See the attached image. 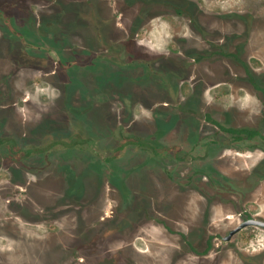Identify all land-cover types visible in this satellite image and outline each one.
I'll return each instance as SVG.
<instances>
[{
	"label": "rangeland",
	"instance_id": "rangeland-1",
	"mask_svg": "<svg viewBox=\"0 0 264 264\" xmlns=\"http://www.w3.org/2000/svg\"><path fill=\"white\" fill-rule=\"evenodd\" d=\"M199 1L209 10H235L243 6H260L264 3V0ZM8 4L0 0V8L5 12L3 14L5 16L18 11V7ZM56 5L64 6L63 10L60 9L58 17H47L45 23L39 26L37 33L35 29L31 30L34 31L33 37L40 39L37 40L38 48L44 47L39 53H44L47 48L56 47L57 41L64 39L60 45H63L61 48L65 51L63 62L66 63V67L57 66L53 54L34 58L25 49L24 60L18 66L25 68L38 66L41 69L24 71L25 74L22 72L13 78L15 75L13 63L0 60L1 69H11L5 77H8L10 82L14 79L18 86H23L25 92L20 96L16 109L12 104L9 106V110L15 112L12 121L18 127L21 121L24 122L27 118L28 124L23 126V129L18 127L21 132L19 131V137H12L16 141L14 147H10L4 140L6 131L0 126V185L8 181L9 169L14 171L19 163L26 165L33 181L45 182V184L40 182V184L28 185L26 196L46 207L61 209L67 205V202L61 201L64 192L61 190V185L54 186L49 182L52 178H45L60 171L58 160H63L64 157L67 159L69 156L72 166L82 174L85 170L99 171V167L111 166L106 157L117 156L119 159L117 158L116 162L119 168L126 166L123 170L127 171V175L122 189L116 190L109 185L110 202L112 207L118 204L119 207L122 206L118 213H123L122 221L125 227H128L125 236L113 235L105 240L109 249L113 251L116 248H124L123 251L126 252L123 255L124 262L132 257L141 264H264L263 228L247 227L227 243L222 238L246 218L245 213L264 218V178L260 179V171L256 170L257 165L264 159V148L258 141L232 144L227 134L220 133L204 119V115L208 113L225 126L253 127L264 132V97L250 83L242 65L222 59L198 64L189 62L191 70L187 68L188 73L184 74L178 73L176 66L179 63L164 60L162 55H157L150 59L156 62L154 70L165 71L169 78H161L162 75L159 76L161 73H157L158 75L151 73L150 78H146L147 76H140L142 74L134 72L127 76L124 73L122 84L121 80L106 84L104 79L99 77L102 73L100 68L102 65L97 69L91 67L97 63L96 60L113 58L116 63L128 65V69L142 70L149 62L146 60L147 56L108 51L106 45L101 44L99 40L110 36L103 29L101 32L97 29L100 24L90 23L83 11L76 13V22H72L71 15H68V12L71 13V4L67 5L65 1L59 0ZM3 15H0V21L5 22ZM79 15L83 16V19H80ZM260 15L253 42L249 46L251 60L247 63L254 70L260 85L264 86V8ZM163 20L141 30L139 35L141 43L149 44V47L150 44H155L156 48H162L166 38L186 33L184 21L167 17ZM47 21L50 22L49 26ZM29 34L27 33L26 36L32 37ZM72 41L78 44V50H74L76 51L74 53L68 47ZM168 47L174 51H179L180 48L166 46L167 49ZM13 53L16 54L14 51ZM164 61L166 64L173 63L175 67L164 66ZM111 66L117 67L112 64ZM74 67L77 71L72 70ZM117 68H119L117 71L126 70V67L121 65ZM5 77L0 78V84L3 83L0 95L8 102L9 99L6 97H11L13 100L11 94L13 89L6 84ZM162 79L171 80L169 84L175 88L180 87L181 91L188 86L189 89L193 87L196 93L174 94L165 83L162 86L166 90L163 95H159L158 88L154 84ZM72 87L77 91L72 94V99H69L67 91ZM148 87L151 92H155L154 94L150 92L152 96H162L161 101L168 103L170 107V110L166 111L168 114L173 113L170 111L180 112L171 109L190 96L187 100L188 107L180 112L183 116L180 117L182 120L169 132L168 137H163L159 141L160 143L153 137L155 132L153 110L143 99L136 104V98L131 93L132 90L144 91L143 88ZM68 101L74 106L86 103L88 109H84L85 112L83 111L79 117H72L67 111ZM197 102H199L197 108L192 109ZM185 112L188 115V133L194 130L198 121L201 123L202 131L198 135L188 136L194 137L195 142L185 137L187 128ZM52 115L61 117L60 121L64 125L62 129L66 137H55L51 127L46 126L52 120ZM190 116L194 117L195 121ZM41 117L44 119L43 123L40 122ZM38 118H41L40 121L37 120ZM29 121H33V124L30 125ZM38 121L42 124L38 127L33 126ZM74 121L78 124L75 129L73 124L71 125ZM28 134L37 135L28 137ZM140 134H144L145 137L142 138L150 143L161 144L162 147L157 150L161 155H157L150 147H137L129 143L130 139H133L129 137L135 138ZM60 135L62 136L63 133L60 132ZM203 137L213 138L218 142L219 144H214V147L218 148L219 152H208ZM58 139L64 141L57 144L55 141ZM37 148L40 152L34 153L33 156H42V160L29 157L28 165L24 160L22 162L18 160L16 163V158L9 159L4 153L7 149L24 152ZM200 170L207 172L215 170L219 174L206 173L200 177L195 176L199 175ZM47 172L50 173L46 174ZM93 173L89 174L90 181H99L98 174ZM191 176L195 177V183L200 188L202 196L197 193L184 196L180 193V189L184 188L178 185L184 187L187 182L183 179ZM86 188L77 191L74 196L88 200L90 204L101 201V189L93 185ZM168 192L172 195V201L166 198ZM1 198L2 195H0V224L6 225L11 221L9 229L13 232L7 235L9 229L0 227V256L3 261L11 264L35 261L32 257H26L25 253L19 252L23 249L20 246L22 240L20 237H23L21 231L38 232L44 237L43 245L36 246L38 249L53 243L56 238L52 235H56L58 228L53 227L49 222L37 224L33 221H23L21 217H17L18 213L35 212L28 208L26 210L25 206L21 209L19 205L21 199L16 203L11 202L12 208L18 210H10L7 206L8 200ZM143 204L151 207L154 214L152 219L145 218L144 212L139 218L133 216V209ZM64 212L68 214V210ZM203 218L206 219L202 220ZM35 219L34 217L33 220ZM160 219H166L174 231H170ZM180 232L187 233L188 237L183 238L178 234ZM210 236H214L212 243L219 248L213 250L207 258L194 254L191 245L199 251L203 250L207 247ZM33 240L36 241L35 238ZM112 254L114 253L108 255Z\"/></svg>",
	"mask_w": 264,
	"mask_h": 264
},
{
	"label": "flooded vegetation",
	"instance_id": "flooded-vegetation-1",
	"mask_svg": "<svg viewBox=\"0 0 264 264\" xmlns=\"http://www.w3.org/2000/svg\"><path fill=\"white\" fill-rule=\"evenodd\" d=\"M4 1L5 3H9L8 5L14 6L15 8L18 7L17 12H13L8 16L3 15L5 14V12H3V10L0 8V15H3V17L5 16L4 19H6L5 22L0 21V60L4 59L13 63L12 68L15 71V75L13 76V78L19 76L22 72L24 73V71H29L32 69L37 70L39 68L38 66H32L28 68L18 66L22 64V61L24 60V57L26 55L25 49L34 58L44 55L50 56V54H53L56 57L54 58V63H56L57 66L66 67V63L63 62L65 51L61 48L63 45H60V42L63 43L62 41L64 39L62 38L58 40L56 43V47L47 48L45 49L44 53H39V51L43 50L44 47L41 46V49L38 48L39 45H37V40L40 39L39 37L34 38V31L31 30L35 29L37 33V31L40 29L39 26L45 23L47 17H58L60 9L63 10L64 8L63 5L62 7H59L60 5H56L59 0ZM62 1H65L67 5L71 4V13L68 12V15H71L70 20L72 22H76V13L83 11L84 15H86V18L90 23L100 24V26H97V29L100 32L101 29H103L104 31H106V34L110 36L102 37L99 40L101 44L106 45L108 51L114 50L115 53H128L137 56H140L141 54V56H147V58H144H146V60H148L149 62L146 63L147 66L142 70H134L133 68L128 69V65L116 63L113 58H100L99 60H96L97 63L95 65H91V67L94 66L93 69H97L98 66L100 67V65H102L100 67L102 68V70L98 68L102 72L101 75L99 74V77L103 78L106 84L117 80H121L120 83L122 84L125 78V75L123 76V74L125 73L127 76L134 72L142 74L140 76H147L146 78H150L151 73L154 75L157 73H161L159 75H162L161 78H169L170 76L166 75L165 71L156 72L154 70L156 68V62L150 59L156 57L157 55H162L164 57V60L179 63V65L176 66L178 67V73L184 74L188 73L187 68H191L189 62L198 64L202 63L203 61L209 62L216 59H222L224 61L235 62L242 65L250 83L255 89L260 91L264 97V86L260 85L257 76L254 73V70H252V68L247 63L251 60V57L249 56V46L253 42V35L257 28L256 24L259 20L258 18L261 17L260 14L262 13V8H264V3L262 5L260 4V6H243L241 9L235 10H209L205 6H203L199 0ZM166 17L169 19H180L184 21L186 24V33L181 35L176 34L175 37L169 39L166 38L164 46L162 48H156L155 44H150L151 47H149V44L141 43L139 39L141 30L146 26H150L160 20H166ZM79 18L83 19V16L81 17L79 15ZM49 25L50 22L47 23V26ZM5 31H8L9 33H6ZM27 33H30L33 38L27 37ZM35 45L37 46V48H35ZM166 46H179L180 48L179 51H174L169 47L167 49ZM68 47L73 53L76 52L74 50H78V44L73 43V41L68 45ZM13 51L16 54H14ZM93 63H95V61H93ZM111 64L113 66L116 65L117 67H120V65L126 67V70L121 69V72L117 71L119 70V68L112 67ZM164 66L172 68L173 63L166 64V61H164ZM74 69L76 70L75 67L72 70ZM10 70L0 68V78H4ZM46 72H48V70ZM205 72L206 71L204 70L203 73ZM5 78L6 84L10 86L9 88L12 87L13 89L12 93L10 92L13 96V100H11V97H6L7 99H9V101L6 102L5 98L0 95V126L3 127V129L6 131V136H3L6 137L4 138V140L9 143L10 147H14L16 141L12 137H19L18 135L21 132L20 130L23 129V126H26L28 124L27 118H25L24 122L21 121V123L19 124L18 127L21 129L18 130L19 128L16 126L15 122L12 121V115L15 114V112L10 111L9 106L12 104L16 109L20 96L25 92L22 89L23 86H18V83L14 79L10 82L8 80V77ZM165 83H167L170 91L174 94L179 95L181 93H196V89H194L193 87L192 89H189L188 86L186 89L184 88L183 91H181L180 87L175 88L171 84H169L171 83V80L168 81L167 79H162L161 81H157L154 84V86L158 88L157 93L159 95L164 94V90L166 89L162 85H165ZM2 84L3 83L0 84V94ZM143 89L144 91H140L139 89L132 90L131 93L136 98V104L140 99H143V101H146V103H148L149 108L153 110L155 118V132L153 137H155L157 142L160 143L159 141H161L163 137H168L170 135L169 132H171L175 128V126L182 120V118H180L182 116V113L180 112L182 110L185 111L186 107H188L187 100L190 98V96H187L186 99L183 100V103H179L177 104V107H172L173 109H171H177L180 112L174 113V111H170L173 113L168 114L166 111L170 110V107L168 103L161 101L162 96H152L150 94V87ZM189 90L191 91L189 92ZM76 91L77 90L74 89V87L67 91L69 99H72V96L76 93ZM151 93L154 94L155 92ZM26 100L27 99L25 97V101ZM198 104L199 102H197L195 106L192 107V109L197 108ZM27 106L31 105L27 104ZM84 109H88L86 103H82L81 106L71 105L70 101H68L67 103V111L71 114L72 117H79V115L82 114L83 111L85 112ZM41 114L44 115L43 113ZM184 114L186 116L185 124L187 126V128L185 129V137L190 138L188 137L189 134L190 136L198 135V133L202 131L200 121H196L197 124L194 126V130L192 129V132L189 131L188 133V115L186 112ZM192 114L195 115V113ZM52 116L53 118L50 121L51 123L49 122L46 126L51 127V130L54 131L53 135L55 137H66L67 135H65L64 129H62L64 125L60 121L61 117H59L58 115ZM42 117L45 118V116ZM41 118H38L37 120L40 121ZM43 118L40 122L44 121ZM190 118L195 121L194 117L190 116ZM204 119L208 124L214 126L220 133L227 134L229 142H231L232 144H235L236 142L258 141L264 148V140L262 139V137L264 136V132L258 128L225 126L224 123L217 119H214L208 113L204 115ZM39 121L36 122L33 126L38 127L43 123H40ZM29 124L32 125L33 121H29ZM72 124L73 129H75L76 126L78 127L76 121L72 122L71 125ZM244 128L257 130L260 135L250 138L249 136H241V134H236L228 130ZM60 132L63 133L62 136L60 135ZM36 135L37 134H28V137H33ZM142 137H145V135H136L135 138L129 137L133 138L130 139L129 143L137 147H150L157 155H161L160 153H157L158 148L162 147L161 144L156 145L150 143L144 140ZM239 137L242 138L240 139ZM203 138L205 140L206 146L208 147V152H219V149L214 147V144H219L218 142L213 140V138ZM190 140H193V142H195L194 137H191ZM63 141V139H58L55 141V143L60 144ZM223 146L226 145L223 144ZM39 150L40 149L37 148L19 152L15 149H7V151H5L4 153L9 159L16 158V163H18V160H20V162L24 160L25 164H27V159L29 157H34V159L42 160V156H33L34 153L40 152ZM41 151L45 152L44 150ZM106 158L108 162L111 163V166L106 165L102 168L99 167V171L85 170V172H83L82 174L80 170H77L75 166H72V160H70L71 158L69 156H67V159H65L64 157L63 160H58V166L60 165L59 170L61 172L56 171L55 173L47 175L45 178H52L49 179V182L50 184H54V186H58L59 184L61 185V190L64 191L61 201L67 202V205L61 207V209H58L57 207H46L43 204L36 203L32 198L26 196L28 195L26 194L28 185L40 184V182H42L33 181L31 179L29 175L30 171L28 170L29 168L26 165H21L19 163L18 167H16L17 169H14V171H11L9 169L10 177L8 181L6 183H3L2 186L0 185V195H2L1 199L8 200L9 204L7 206L9 207V209H13L11 202L16 203L18 202V199H21V201L19 202L21 209H23V207L25 206L26 210L29 209L30 211L32 210L35 213H18L17 217H21L23 221H33L37 224L49 222L53 227L56 226L58 228L55 233L56 235H52L53 238H56L53 243H51V245H44L43 247H40L38 249H36V246L40 244L43 245L44 237H42L38 232L33 233L27 230L21 231L20 234H22L23 237H20L22 239L20 246H22L23 249L19 252L25 253L26 257H32L33 259H35V261H26L21 264H141L139 261H135V259L132 257L128 258V261L124 262L123 255L126 253L123 251L124 248H116L113 251L111 248L109 249V247L107 246V240H105L106 238L112 237L113 235L115 237H118L119 235L125 236L128 227H125V224L122 221L123 213H118L120 207L122 206L119 207L118 204L112 207V202H110V187H113V189L116 190L118 188H123V184L126 179L125 175H127V171L125 172L123 169L126 168V166H124L123 168H119L120 166L116 162L119 159L117 156ZM259 164L257 165L256 170L257 172L260 171V179H263L264 159ZM93 172L95 174H98L97 178H99V181H90L89 174H92ZM49 173L50 172H47L46 174ZM198 173L199 175L195 176L200 177V175L202 174L207 173L208 175H210L218 172L215 170H212L211 172L200 170ZM59 179L61 181H59ZM194 179L195 177L193 176H191L190 178H185L183 180L187 183L183 185L184 187L178 185L180 186V188H184L182 190L178 187L182 195L186 196L187 194L197 193L199 196H202V192L199 190L200 188L197 187L195 183L196 179ZM42 183L45 184V182ZM92 185L102 190V193L100 194L102 199L100 202L90 204L88 203V200H85L83 198L82 200L79 197L74 196V193H76L77 191L87 189L86 187H91ZM188 188L190 190L187 191ZM166 198L169 201H172V195L170 194V192L167 193ZM35 206L36 208H34ZM13 210L17 211L18 208H15ZM66 210H68V214L64 212ZM133 210L134 212H132V214L137 218H139V216H141L140 214L143 212V216L147 219H152L154 216V214H152L153 211L151 207L146 206V204H143L142 206ZM32 217H35L36 219L33 220ZM245 217L246 218H244L242 222L250 218H258L264 220V218L254 217L250 213H245ZM156 219L158 220V218ZM205 219L206 218H203L202 220ZM160 221L164 223L170 231H174V229L168 224L166 219H160ZM8 222L9 223H7L6 225L0 224V227L9 229V227H11V221ZM231 231H229L228 235L222 237L225 243L231 241L233 237L240 232H237L231 239H227ZM7 232V235H10L13 231L12 229H9ZM178 234H180L183 238L188 237L187 233L185 232H180ZM194 235L196 236V234ZM34 238L36 239V241L33 240ZM98 238H100V240H98ZM210 238L211 239L209 240L207 247L203 250L199 251L191 245V248L193 249L192 252L201 258H207L208 256H210L213 250H217L219 248L215 247L212 243V239L214 238V236H210ZM109 253L114 254L108 255ZM0 259H2L1 256ZM0 264L11 263H7L2 259V262H0Z\"/></svg>",
	"mask_w": 264,
	"mask_h": 264
},
{
	"label": "water",
	"instance_id": "water-1",
	"mask_svg": "<svg viewBox=\"0 0 264 264\" xmlns=\"http://www.w3.org/2000/svg\"><path fill=\"white\" fill-rule=\"evenodd\" d=\"M247 226H258L264 228V220L258 218H250L242 222L239 226L233 229L227 239H231L237 232L246 228Z\"/></svg>",
	"mask_w": 264,
	"mask_h": 264
},
{
	"label": "trees",
	"instance_id": "trees-1",
	"mask_svg": "<svg viewBox=\"0 0 264 264\" xmlns=\"http://www.w3.org/2000/svg\"><path fill=\"white\" fill-rule=\"evenodd\" d=\"M254 81V79H253ZM229 131L236 133V134H241V136L246 135L249 136L250 138H253L254 136L260 135V133L257 130H253V129H248V128H244V129H228ZM240 139L242 137H239ZM262 139L264 140V136L262 137Z\"/></svg>",
	"mask_w": 264,
	"mask_h": 264
}]
</instances>
